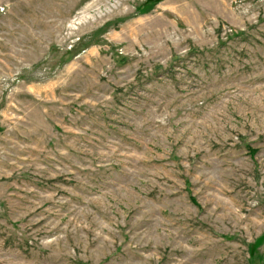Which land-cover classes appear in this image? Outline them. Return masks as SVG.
Here are the masks:
<instances>
[{"label":"rangeland","instance_id":"1","mask_svg":"<svg viewBox=\"0 0 264 264\" xmlns=\"http://www.w3.org/2000/svg\"><path fill=\"white\" fill-rule=\"evenodd\" d=\"M0 264H264V0H0Z\"/></svg>","mask_w":264,"mask_h":264},{"label":"bare ground","instance_id":"2","mask_svg":"<svg viewBox=\"0 0 264 264\" xmlns=\"http://www.w3.org/2000/svg\"><path fill=\"white\" fill-rule=\"evenodd\" d=\"M62 15V14H61Z\"/></svg>","mask_w":264,"mask_h":264}]
</instances>
